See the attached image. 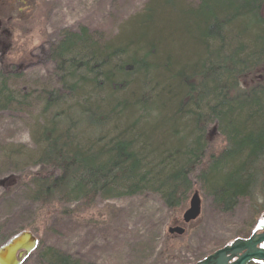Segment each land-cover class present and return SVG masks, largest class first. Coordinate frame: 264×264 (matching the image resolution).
Segmentation results:
<instances>
[{"label":"trees","instance_id":"trees-1","mask_svg":"<svg viewBox=\"0 0 264 264\" xmlns=\"http://www.w3.org/2000/svg\"><path fill=\"white\" fill-rule=\"evenodd\" d=\"M263 8L264 0H145L112 37L83 24L61 29L38 56L57 83L36 97L44 123L34 127L33 154L21 156L38 166L29 200L59 204L63 216L146 193L173 208L195 174L227 211L264 187ZM257 71L259 82L240 86ZM22 72L0 69V111L27 98L10 88ZM211 125L226 144L205 158ZM31 259L95 264L40 240L22 264Z\"/></svg>","mask_w":264,"mask_h":264},{"label":"rangeland","instance_id":"rangeland-1","mask_svg":"<svg viewBox=\"0 0 264 264\" xmlns=\"http://www.w3.org/2000/svg\"><path fill=\"white\" fill-rule=\"evenodd\" d=\"M145 0H0V69L22 66L20 78L10 88L22 105L0 111V244L21 231L33 233L44 244L95 264H195L197 260L241 233L251 223L261 201L259 185L250 198H241L224 211L205 194L192 175L186 200L168 208L155 193L97 201L92 207L76 209L63 216L59 204L39 206L28 198V178L33 164V131L42 102L41 90L56 88L54 66L39 62L41 48L57 39L63 28L80 24L114 36ZM261 72L240 79L241 87L261 80ZM205 158L225 147L214 125L206 133ZM29 159V160H28ZM31 160V161H30ZM264 181V180H263ZM29 187V188H28ZM199 200L195 219L183 221L191 197ZM262 204V205H261ZM181 227L182 234L169 233ZM25 264H33L32 259Z\"/></svg>","mask_w":264,"mask_h":264},{"label":"water","instance_id":"water-1","mask_svg":"<svg viewBox=\"0 0 264 264\" xmlns=\"http://www.w3.org/2000/svg\"><path fill=\"white\" fill-rule=\"evenodd\" d=\"M264 15V8H263ZM199 213V200L195 194L191 197L188 209L183 213V221L195 219ZM169 233L182 234L183 229L179 226L168 228ZM264 235L256 239H251L246 243L236 240L231 246H226L222 249L215 251L204 259L198 261L196 264H226V254H235L243 247L253 246L254 243L262 240ZM36 237L28 232L23 231L12 238H10L4 245L0 246V264H20L24 258L36 248ZM251 258L264 260V251L255 250L251 253H245L239 256L232 264H245Z\"/></svg>","mask_w":264,"mask_h":264},{"label":"flooded vegetation","instance_id":"flooded-vegetation-1","mask_svg":"<svg viewBox=\"0 0 264 264\" xmlns=\"http://www.w3.org/2000/svg\"><path fill=\"white\" fill-rule=\"evenodd\" d=\"M255 211H256V214L253 216L251 223L245 226V229L241 233L234 236L232 239L225 242L221 246L215 248L213 251H211L204 257H207L208 255L226 246H231L236 240H240L241 242L246 243L247 241H250L251 239H256L264 235V204ZM255 250L264 251V238L254 243L252 247L249 245L247 247H243L242 249L237 251L235 254H231V253L226 254V264H232L237 260L239 256H242L245 253H251L252 251H255ZM198 261L199 260H197L195 264ZM245 264H264V260H258V259L251 258L247 260Z\"/></svg>","mask_w":264,"mask_h":264}]
</instances>
